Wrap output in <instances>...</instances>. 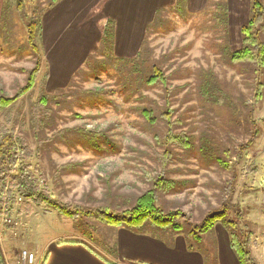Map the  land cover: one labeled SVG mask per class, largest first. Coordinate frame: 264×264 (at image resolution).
Returning <instances> with one entry per match:
<instances>
[{"label":"rangeland","instance_id":"obj_1","mask_svg":"<svg viewBox=\"0 0 264 264\" xmlns=\"http://www.w3.org/2000/svg\"><path fill=\"white\" fill-rule=\"evenodd\" d=\"M32 1L0 0V94L12 96L27 83L29 70L35 65L36 56L28 42L27 29ZM109 1H95L93 8L83 13L80 19L81 27H99L102 31L104 35L103 38L101 35L98 46L87 55L75 74L68 70L69 73L61 74L60 77L56 75L47 89L57 92L65 88L73 93L68 108L55 105L58 113L54 131L63 128L69 130L65 137L52 141L42 155L40 166L47 174L48 182L64 200L79 203L87 201L89 204L94 203L92 205L117 202L121 194H138L148 189L149 183L145 182L143 171H160L157 160L165 147L155 140L156 130L145 121L140 110L142 106H152L158 113L168 105L175 112L173 119L179 118V125L182 124L175 131L189 130L190 134L197 137L198 149L185 152L175 144L169 146L174 155L167 168L171 172L166 176L189 181L182 192L169 193L162 202L167 207L181 208L186 214L184 218L196 224L202 221L205 212L223 208L224 201L229 197L231 203L238 204L235 208L239 209L241 218L238 219L239 213L233 216L230 213L229 217H235L239 221L237 228L246 231L243 240H247L249 234L252 235V255L259 264H264V100L256 104L254 112L261 129L259 138L239 159L235 149L251 138L250 131L243 125L239 126L243 114L233 113L217 105L206 108L197 103L198 99L194 95L195 72L197 74L201 67H211L222 80L224 89L231 91L239 100L249 99V102H253L256 85L258 82L264 83V77L255 78L256 74L252 70L240 72V67L233 65L230 60V54L233 47L240 43V28L252 16L254 0H233L239 8H243V16L249 17L240 19L238 27L231 24L229 0H206L204 6H198L193 12L188 8V0H185L183 7L174 8L180 0L163 6L165 13L150 28V31H156L149 35V45L157 64L168 75V85L156 83L144 87L142 97L139 92L130 94L129 90L123 89L122 78L125 76L120 73L121 68L132 64L118 60L129 55L116 52V39L110 44L111 28L107 20L117 25V31L118 23L117 16L110 15V10L107 11L108 15L104 13L107 7H111ZM260 1L264 4V0ZM46 14L48 11L42 16V25ZM154 20L148 23L146 31ZM136 29L134 27L131 32L139 36L134 33ZM123 32H117L116 38L121 40ZM40 33L38 44L43 51V27ZM236 38L238 42L235 44ZM138 61L143 63V58ZM55 71L59 73V67ZM43 75V72L39 73L38 78ZM40 92L38 85L35 86L32 98H37ZM204 109H207V113L209 111L207 116L203 114ZM76 127L107 131L114 149L107 150V146L111 145H107L104 140L99 142L101 149H94L86 137L77 134L73 129ZM204 128L209 129V136L204 141L205 148L201 153L202 140L198 138ZM160 129L158 127L157 131H164ZM51 134L52 130H46L43 135ZM36 144L34 139L32 145ZM217 156L224 157L223 162L228 166L207 160L210 157L216 159ZM67 162H75L76 169L62 172L58 183L54 180L56 168ZM249 162H252L254 170L249 169ZM14 211L13 217L19 225L4 226L7 230L0 235V246L8 264H18V253L24 248L35 255V261L31 264H40L43 254L47 252V242L55 237L63 241L81 238L88 241L98 253L120 263L109 252L107 245L115 235L114 227L112 229L85 216L73 218L56 210L45 212V206L37 208L30 215L24 213L19 216L17 209ZM217 225L201 234V240L190 237V245L203 255L206 264H221L223 242L217 234Z\"/></svg>","mask_w":264,"mask_h":264},{"label":"trees","instance_id":"obj_2","mask_svg":"<svg viewBox=\"0 0 264 264\" xmlns=\"http://www.w3.org/2000/svg\"><path fill=\"white\" fill-rule=\"evenodd\" d=\"M62 0H33L32 14L27 20L28 42L36 56L35 65L29 70L27 83L19 87L12 96L0 94V203L8 201L9 214H14L17 209L19 216L22 214H33L37 208L45 206L46 211L56 210L58 213L79 218L85 216L95 219L98 223L113 229L126 228L133 232L151 234L157 237L171 238L177 234H183L188 242V247L193 250L190 245V237L201 240V234L209 232L217 223H221L228 231L231 246L236 253L240 264H259L252 255L250 249L251 234L247 240H243L245 235L244 228H237L238 222L235 217L238 215L239 209L235 207L238 204L231 203L229 197L224 201V207L216 211L205 212L200 223L193 224L187 218L185 219L184 211L179 207H167L162 199L165 195L171 193H180L188 185L187 180H181L168 177L171 169L168 164L173 160L174 152L169 146H176L190 152L198 149L196 144L197 137L190 134L189 130L175 131L178 127L180 119L174 120V110L170 109L167 104L160 112H156L152 106H142L140 113L145 121L153 126L156 130L154 134L155 140L165 147L160 154L157 162L160 163L159 169L154 172L149 170L143 171L144 180L149 183V188L138 194L120 195V201H110V203L102 205H92L87 201L74 202L64 200L57 190L48 182L47 174L41 169L40 160L47 147L56 138L65 137L69 129H56L57 109L55 105L62 108L69 107V102L73 93L65 88H60L57 92H49L47 83L49 72L47 70V61L44 55V49L38 44L41 38L40 30L42 29V16L46 11L53 9ZM185 5V0H180L179 5L174 8ZM185 11L186 8H183ZM165 8H159L155 13V20L149 24L144 46L132 57L121 58L125 63L132 64L129 67L121 68L120 73L125 76L124 91L129 90L130 94L139 92L141 97L144 87H150L156 83L168 85V75L157 64L153 57V50L149 45V35L156 30L150 31L155 24L157 18L165 13ZM169 11V9H168ZM1 20V26H2ZM109 27L110 44L115 41V25L112 20H107ZM241 44L236 47L230 54V60L233 65L240 67V72L252 70L255 78L264 77V4L260 0H254L252 4V16L247 24L241 27ZM102 34V38H103ZM101 38V40H102ZM114 46V45H113ZM147 52V54H145ZM90 55L89 57H91ZM139 58H143V63H139ZM89 59V58H88ZM43 65L46 66L45 71ZM201 67V66H200ZM43 72V77L38 78L39 73ZM77 75V74H76ZM195 96L198 104L204 105L206 108H212L215 105L225 107L227 110L243 114L240 125H243L251 133V138L247 142L239 144L237 151L238 158H242L244 151L251 147L259 138L261 129L255 119V106L264 100V83L258 82L255 88L253 102L249 99L235 98L231 91L224 89L222 80L216 75L213 68L201 67L197 74L195 72ZM41 89L37 98H32V91L37 86ZM193 93H190L192 95ZM72 95V96H71ZM28 97V98H27ZM245 98V97H243ZM144 99L152 100L149 97ZM169 104V102H167ZM167 107V108H166ZM206 116L207 109L203 110ZM242 116V115H239ZM180 124L179 126H181ZM159 127L164 129L158 132ZM241 127V126H240ZM77 134L86 137L88 144L94 149H101L100 141H106L107 145H111V138L107 131L95 130L86 127L73 128ZM46 130H52L50 136H44ZM209 129H203L198 140H202L200 152L204 151V141L209 136ZM36 141V146L32 142ZM168 147V148H167ZM114 147L107 146L108 149ZM204 158V156H202ZM209 162L215 161L219 165L225 162L224 157L217 156L207 158ZM225 167L228 164H224ZM227 165V166H226ZM252 167V162H249ZM76 167L75 162H67L56 168L54 180H58L62 176V172H73ZM60 181V180H59ZM60 183V182H58ZM229 193V191H228ZM24 198L18 201L17 196ZM8 196V200H4ZM84 198V197H82ZM122 204H121V203ZM229 210L233 211V213ZM241 218V214L238 219ZM6 229L0 226V235ZM115 233V231H114ZM63 242V240H61ZM110 243V244H109ZM107 242L109 252L118 257V243L116 234Z\"/></svg>","mask_w":264,"mask_h":264},{"label":"crops","instance_id":"obj_3","mask_svg":"<svg viewBox=\"0 0 264 264\" xmlns=\"http://www.w3.org/2000/svg\"><path fill=\"white\" fill-rule=\"evenodd\" d=\"M95 1L98 0H62L45 15L43 49L49 72L47 89L50 88L56 75L60 77L68 70L75 74V71L85 62L87 55L100 43L102 31L99 27L95 29L92 26L79 25L83 13L91 10ZM174 1L110 0L111 7H107L104 13L108 15L107 11L110 10V15L117 16L116 37L117 32L124 31L121 40L115 37L116 52L127 54L129 57L134 56L140 50L147 33V25L154 19L156 11ZM205 1L201 3V0H188V8L192 12L196 11L198 6L205 5ZM229 2L231 24L238 27L240 19L249 17L243 16V8H239L235 1L229 0ZM98 16L100 14L96 17ZM134 27L137 28L134 33L140 34L139 36L131 32ZM236 42H238L237 38L235 44ZM240 44L241 35L240 43L236 46L239 47ZM56 67H59V73L55 71ZM249 169L254 170L252 167ZM218 227L217 234L223 242L221 264H240L231 246L228 231L223 225ZM14 231L9 230V232ZM115 234L119 250L116 259L120 260V263L98 253L88 241L81 238L61 242L55 237L47 242V252L43 254L40 264H206L202 254L188 247L187 239L183 234H177L171 238H160L126 228L115 229ZM0 264H8L1 246Z\"/></svg>","mask_w":264,"mask_h":264},{"label":"built area","instance_id":"obj_4","mask_svg":"<svg viewBox=\"0 0 264 264\" xmlns=\"http://www.w3.org/2000/svg\"><path fill=\"white\" fill-rule=\"evenodd\" d=\"M18 201H23L24 198L20 195H16ZM4 200H8V196L5 197ZM9 208H11L8 204V201H3L0 203V226L3 228L4 226L10 225L16 227L19 223L13 215L9 214ZM18 264H31L35 261V255L32 251L24 248L21 249L18 253Z\"/></svg>","mask_w":264,"mask_h":264}]
</instances>
